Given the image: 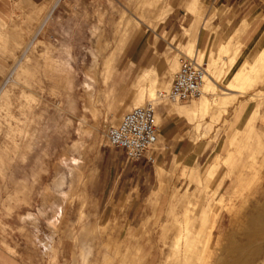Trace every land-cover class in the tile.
Wrapping results in <instances>:
<instances>
[{
	"label": "rangeland",
	"instance_id": "obj_1",
	"mask_svg": "<svg viewBox=\"0 0 264 264\" xmlns=\"http://www.w3.org/2000/svg\"><path fill=\"white\" fill-rule=\"evenodd\" d=\"M170 1L0 0L3 264L217 263L211 224L238 228L231 216L240 198L226 209L232 172L264 177V33L237 61L239 35L217 47L219 20L203 15L217 1ZM208 22L203 48L199 29ZM185 55L203 62L214 84L206 75L203 95L187 102L159 97ZM134 99L154 102L162 121L175 114L186 122L193 144L160 176L155 201L140 197L129 215L131 198L115 191L126 154L107 129L138 106L117 110ZM191 104L194 113H176ZM258 177L238 189L249 191ZM201 240H209L205 250L196 248Z\"/></svg>",
	"mask_w": 264,
	"mask_h": 264
},
{
	"label": "crops",
	"instance_id": "obj_2",
	"mask_svg": "<svg viewBox=\"0 0 264 264\" xmlns=\"http://www.w3.org/2000/svg\"><path fill=\"white\" fill-rule=\"evenodd\" d=\"M20 1L25 4L27 2L29 4H36L38 0ZM200 1L202 2V0ZM170 2H174V0ZM217 3L219 5L218 7L209 10L206 8L205 12H203V15L205 14L208 20L210 17L209 21L212 19L219 20L218 26H215V29L218 30L220 34V39H218L216 46L219 47L233 34L239 35V46L241 49L237 55V61L241 60L244 58V55L247 57L250 51L258 48L259 39L261 40L264 33V0H218ZM56 5L57 3L49 9L39 29L49 24V19L53 15ZM208 25V28L204 25L203 28L199 29V38L203 48H205L210 35V22H208ZM144 60L141 62L142 66L146 64ZM139 102V99H134L132 102H130V100L124 101L117 110L121 111L131 104L138 105ZM196 106V104H191L187 109L177 108L176 113L179 115L183 113H194ZM174 116L175 114L170 115L165 121H162L161 115L158 114L157 121L160 127L161 125L162 127L160 129L157 147H153L146 155L136 161H131L126 156V165L117 173L115 191L120 189L126 197H129V199L131 198L129 215L132 214V208L140 197L145 195L149 197L151 195L148 199L149 202L153 203L155 201L158 195V192L155 190L160 176L165 174L169 163L175 156H178L177 152L184 151V153L187 154L192 147L193 140L190 135L192 134L191 128L187 126L186 122L181 123L179 120H175ZM184 142H186L185 145ZM151 154L154 157L153 161L148 159ZM129 162L131 163L130 166L128 165ZM128 174H132V176L125 177ZM138 211V209L135 211L133 217H136ZM147 221H149L148 217L145 219V225ZM0 264H3L1 252Z\"/></svg>",
	"mask_w": 264,
	"mask_h": 264
},
{
	"label": "bare ground",
	"instance_id": "obj_3",
	"mask_svg": "<svg viewBox=\"0 0 264 264\" xmlns=\"http://www.w3.org/2000/svg\"><path fill=\"white\" fill-rule=\"evenodd\" d=\"M207 76L209 81L212 82V84H214L213 77L211 75H208V73ZM204 85L205 82L203 83V93H204ZM211 89H213V87H211ZM208 91H210V89ZM161 93L164 94V92H160L159 97L168 98L167 96H161ZM192 99L193 98H190L189 100H186V102ZM211 105L212 102L208 99L203 100V102L201 103V106H204L207 109ZM157 142L154 144V146L157 144ZM229 164H231V162ZM239 167H240L238 168V170L240 169L239 171L236 170V172L235 171L232 172L235 173V176L233 175L234 177L232 178L230 177L231 185L235 186L236 189L233 192L234 193L233 197L231 198L228 206L226 207V209H228L231 212L230 209L232 208V206L237 205L236 202L240 198L242 203L239 204L240 207L236 211V214L231 216L232 227L236 225L238 228L234 229V231L232 232L226 233L225 228H223L224 221H222L220 223L221 225H219L218 227L215 226V224H211L212 229L210 230L209 235L207 236L208 239L210 237L209 240L216 237V233L219 234L220 236L219 239L214 241L215 246L217 245L220 249V254L219 257H217L218 258L217 263L215 262V264H264V177L262 175H259L258 177L259 172L261 173L262 170H259L255 173L253 172L249 173L247 171L246 173L244 172V170H241V166ZM256 175L258 177V180L253 188L250 187L251 189L247 192H243L241 189H238V186L241 185L244 179L254 178ZM252 180L254 181V179ZM201 218L200 220L203 221L204 219L202 218L203 219L202 220ZM206 220L210 224L213 222V217L211 218V215H209ZM202 231L205 232V229H202ZM204 234L205 233H203V235ZM208 241L207 240L198 241L199 244L198 246L196 245L197 246L196 248L199 249L202 246L205 250ZM214 250L215 249L212 250V253H214Z\"/></svg>",
	"mask_w": 264,
	"mask_h": 264
},
{
	"label": "built area",
	"instance_id": "obj_4",
	"mask_svg": "<svg viewBox=\"0 0 264 264\" xmlns=\"http://www.w3.org/2000/svg\"><path fill=\"white\" fill-rule=\"evenodd\" d=\"M206 75L205 64L196 56H182L169 91L161 93V96H167L175 101L198 97L203 92ZM160 129L156 106L149 101L126 111L117 124L108 127L107 137L111 145L121 147L125 151L129 160L136 161L153 148L159 138ZM148 159L153 161V155L151 154Z\"/></svg>",
	"mask_w": 264,
	"mask_h": 264
}]
</instances>
